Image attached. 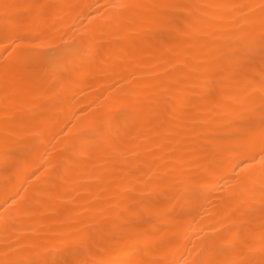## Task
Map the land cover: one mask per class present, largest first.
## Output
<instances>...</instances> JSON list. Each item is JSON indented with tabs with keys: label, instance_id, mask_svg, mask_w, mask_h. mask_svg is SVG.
I'll return each instance as SVG.
<instances>
[{
	"label": "snow or ice",
	"instance_id": "6c2138e0",
	"mask_svg": "<svg viewBox=\"0 0 264 264\" xmlns=\"http://www.w3.org/2000/svg\"><path fill=\"white\" fill-rule=\"evenodd\" d=\"M73 17L78 23H67ZM0 20L6 108L54 76L48 91L67 99L69 62L78 72L99 59L107 76L102 103L90 105L94 123L78 137L95 157L91 178L103 182L104 199L88 203L68 235L27 229L21 239L16 224L71 182L82 145L69 146L59 165L36 166L17 139L20 121L9 111L0 118L6 186L33 168L0 203V264H264V0H0ZM114 47L123 54L105 61ZM213 124L228 134L207 135ZM67 130L53 129V141ZM122 131L141 141L134 155L143 147L161 163L131 167ZM197 136L206 167L193 177L180 153ZM117 157L124 167H109ZM169 176L183 187L159 216L172 226L149 229L151 197ZM194 214L207 226L182 229Z\"/></svg>",
	"mask_w": 264,
	"mask_h": 264
},
{
	"label": "bare ground",
	"instance_id": "6f19581e",
	"mask_svg": "<svg viewBox=\"0 0 264 264\" xmlns=\"http://www.w3.org/2000/svg\"><path fill=\"white\" fill-rule=\"evenodd\" d=\"M63 2L91 3L93 0H63ZM178 2L197 3L201 2V0H178ZM72 22L78 23V21L74 20V17L67 21V23ZM2 23L3 21L0 20V25ZM122 54L119 47H114L105 53L104 59L109 62H117ZM50 55L54 56L55 52L52 51ZM77 67H79L78 63L73 66L69 62L67 69L62 72L64 77L71 74L73 78L70 90L66 93L67 99H65L64 95L55 98V92L48 91L50 86L57 80L55 76L44 84L43 88L35 95L21 94L20 102L9 104L7 108L3 103V97L0 96V118L4 116L6 111H9L20 121L17 139L23 142L24 147L32 149V152L29 153V159L36 166L40 164L59 165L62 162L63 152L69 146L82 145V150L76 154L80 163L75 166L77 171L71 174V182L65 188H61L57 193L53 194L34 216L22 218L16 224V228L21 230L18 233L21 239H25L30 235L27 233V229H36L41 232L58 230L61 234L68 235L72 228L76 226L81 212H83L88 203H101L104 199V193L99 186L103 182H98L91 178L95 172V157L88 150V145L79 141L78 137L94 123L96 113L93 112L90 105H100L102 103L99 97L104 93L106 85L103 84V81L107 79V76L105 75V68L99 66V59L97 64L90 68L80 69L77 72L75 70ZM60 91L61 89H56V92ZM0 92H2V89H0ZM193 99L197 100L198 96L194 95ZM65 125H67L68 130L53 141V129L59 132L60 128ZM211 127L214 131L206 133L207 135L223 137L228 134L222 130L221 125L213 124ZM121 136L124 137V141L127 144L128 159L133 161L131 167H139L143 172H147L149 168L155 169L161 163L156 158L147 155L143 147L139 148V156L134 155L133 151L137 149L141 141L133 140L130 136L125 135L123 131ZM200 143H203V141L197 136L194 138V143L186 146L189 151L180 153L188 157V159L180 163L191 165V167L184 168L183 171L191 173L193 177L199 175L206 167V163L201 162L203 157L195 154ZM3 150V145L0 144V203L6 197L16 195L20 190V185L24 182L25 176L33 170L32 167L25 168L13 184L6 186L8 177L5 176L2 169ZM109 167L118 169L124 167V162L117 157ZM51 170L49 169V171ZM158 175L163 176L164 173L159 172ZM176 178L186 181L188 176L177 174ZM25 187H28V185H25ZM75 189H81V191L76 192ZM182 191L183 187L172 183V177L164 178L162 185L155 189L151 197L157 207L154 210L151 222L146 224L147 228L151 229L156 226L166 229L172 226L168 221L159 219V216L169 206V201L174 203L175 198ZM30 194L31 189L29 188V192L24 195L27 197ZM64 197L67 198L65 199ZM208 207L211 211H215L211 203L208 204ZM201 226H207V219L202 222L200 217L195 214L188 216L180 225L182 229L191 228L193 231H198ZM3 241L4 234L0 232V246H2Z\"/></svg>",
	"mask_w": 264,
	"mask_h": 264
}]
</instances>
